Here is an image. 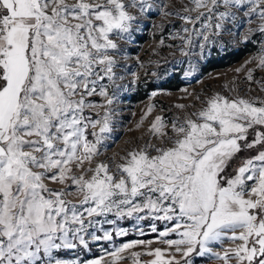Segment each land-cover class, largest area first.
Wrapping results in <instances>:
<instances>
[{
  "label": "snow or ice",
  "instance_id": "1",
  "mask_svg": "<svg viewBox=\"0 0 264 264\" xmlns=\"http://www.w3.org/2000/svg\"><path fill=\"white\" fill-rule=\"evenodd\" d=\"M192 3L185 11L205 9L209 20L242 11L250 25L260 22L249 31L264 33V0ZM135 7L146 11L152 5L0 0V264H70L56 253L77 242L87 247L81 234L85 214L124 215L125 207L129 216L144 209L162 213L157 219L173 227L160 235L180 236L167 241L169 249L147 252L153 259L145 264H193L194 255L211 253L209 245L225 237L240 243L213 253L224 264H264V97L217 93L199 110L173 120L170 129L157 116L150 132L161 143H145L119 163L84 167L100 155L112 131L109 109L94 118L86 114L95 107L87 98L99 94L113 104L103 83L116 77L112 53L119 48L113 37L130 31L136 17L128 9ZM206 13L198 11L195 19ZM256 59L264 68V50ZM250 130L255 137L249 142ZM257 145L262 149L255 156L243 160L234 175L225 174L235 154ZM46 181H71L81 199L67 200L64 189ZM133 246L124 244L110 255L122 259L118 253Z\"/></svg>",
  "mask_w": 264,
  "mask_h": 264
},
{
  "label": "rangeland",
  "instance_id": "2",
  "mask_svg": "<svg viewBox=\"0 0 264 264\" xmlns=\"http://www.w3.org/2000/svg\"><path fill=\"white\" fill-rule=\"evenodd\" d=\"M200 12L203 11L200 10ZM197 14L198 11H191L190 17L192 19L191 21L188 20L193 29L199 27L207 18L206 13L205 16H201L197 20L195 19ZM152 42L148 41L138 47L136 60L139 61V64L135 62L133 57L125 58L121 68L119 66L114 68L116 72L114 81L105 80L103 82L107 85L108 96L113 98L112 105H107V98L99 94L87 98L95 107L86 109V114L100 118L103 117L105 109H109L112 131L107 134V138L100 149V155L94 157L91 165L85 162V168L95 167L101 161L110 164L113 161L119 163L121 157L125 156L126 153L143 147L145 143H161L150 132V126L157 116L162 117L170 129L173 120H182L191 112L199 110L208 97L221 90H230L236 78L257 67L258 60L256 58L259 57L256 49L259 38H254L253 41L249 42L254 45V49L231 65L205 73L202 71L201 65L194 70L190 68L191 63H185V69L179 67L169 74L162 69L156 71L151 69L150 46ZM158 43L159 41L156 42V45ZM138 56L139 58H137ZM134 65L135 68H133ZM116 68L119 70H115ZM124 69L127 72L123 71ZM222 77L228 78V82L223 84L221 88L218 81ZM150 86L153 87L146 91L145 98L136 102L130 100V96L136 91L140 89L143 91ZM181 105L183 107H180ZM254 137L255 133L253 139ZM242 160L241 158L239 161L242 162ZM74 171L76 174L80 173V169H74ZM46 183L48 187L54 190L64 189L67 193L65 198L73 203H78L81 199L75 186L69 187L71 181L64 184L51 181H46ZM124 213V215H118L114 210L93 217H88L85 214L86 229L81 234L85 237L87 247L77 242L76 248L60 249L56 253L57 258L69 261L70 264H88L89 261L95 259H100L102 264H145V262L153 259L152 256L146 254L147 252L156 248L169 249L168 240L180 239L178 233L169 232L167 236L160 235L173 227L172 221L157 219V216L162 215V213L144 209L129 216L126 214L127 207L124 208ZM153 228L156 231H153ZM228 235L230 236L231 233ZM95 237H99V239ZM233 242L225 237L221 241L213 242L209 247L229 246ZM124 244H133L134 246L118 253L119 256L123 257L122 259L114 260L110 254L118 248H122ZM171 250L174 251V246ZM219 252L220 254L224 253V251ZM81 253H85L87 256L85 254L80 255ZM132 253H140L141 255L134 257ZM88 255L91 256L88 257ZM211 257L213 256L209 253L202 256L194 255L192 257L193 264H210ZM176 258L177 260L181 258L179 253H176Z\"/></svg>",
  "mask_w": 264,
  "mask_h": 264
},
{
  "label": "built area",
  "instance_id": "3",
  "mask_svg": "<svg viewBox=\"0 0 264 264\" xmlns=\"http://www.w3.org/2000/svg\"><path fill=\"white\" fill-rule=\"evenodd\" d=\"M147 3L152 7L146 11H141L139 7L129 8L128 11L136 17L130 31L113 37L119 48L117 52L112 53L116 59V67L121 68L125 58L133 57L136 60L138 47L148 41H153L150 46L151 69H162L169 74L176 68H184L185 63H191L190 68L196 70L200 65L205 66L213 54L221 55L225 50L236 51L254 38H259L257 54L260 55L264 50V33L249 31L250 27L259 25V20L254 19V24L250 25L242 11H237L235 18L224 21H219L218 17L212 20L206 18L199 27L193 29L190 26L192 24L183 18L191 14L185 11L186 8L195 7L192 0H147ZM200 10L206 13L205 9L196 11ZM219 11H224L222 5ZM217 22L223 24L221 29L214 27ZM204 37H207V40ZM157 41L159 43L156 45ZM135 62L139 64L138 60ZM123 71L127 72L125 69ZM250 71L251 80L247 78ZM250 71L236 78L230 90H221L218 93L230 98L264 97V68L254 67ZM227 82L228 78L222 77L218 84L222 88Z\"/></svg>",
  "mask_w": 264,
  "mask_h": 264
},
{
  "label": "trees",
  "instance_id": "4",
  "mask_svg": "<svg viewBox=\"0 0 264 264\" xmlns=\"http://www.w3.org/2000/svg\"><path fill=\"white\" fill-rule=\"evenodd\" d=\"M254 49V45L248 43L245 44L242 48L234 51V50H225L221 55L214 54L209 59L208 63L203 66L202 71L208 72L214 69L222 68L228 65H231L241 59L246 53L252 51ZM167 86V84H166ZM165 86V87H166ZM151 87L145 90H138L132 96H130L131 101H139L146 97V91L149 90ZM254 132L252 130L249 131L248 140L251 141L253 139ZM262 149L261 145H257L255 148L252 149H243L239 153L235 154V156L228 161L227 166L225 168V174L228 176H232L235 173V169L242 163L239 160L242 158L243 160L255 156L257 154V150ZM242 160V161H243ZM85 254L81 253L80 255ZM87 256V254H85ZM91 255H88L90 257Z\"/></svg>",
  "mask_w": 264,
  "mask_h": 264
},
{
  "label": "crops",
  "instance_id": "5",
  "mask_svg": "<svg viewBox=\"0 0 264 264\" xmlns=\"http://www.w3.org/2000/svg\"><path fill=\"white\" fill-rule=\"evenodd\" d=\"M240 243V241H235L233 242V244L227 246V245H223V246H220V247H212L211 248V253H209L211 256L212 259L211 262L209 261L210 264H224V261L217 258L215 255H213V253H220L219 251H225L226 249L230 248V247H235L236 244ZM229 264H234V261H230Z\"/></svg>",
  "mask_w": 264,
  "mask_h": 264
},
{
  "label": "bare ground",
  "instance_id": "6",
  "mask_svg": "<svg viewBox=\"0 0 264 264\" xmlns=\"http://www.w3.org/2000/svg\"><path fill=\"white\" fill-rule=\"evenodd\" d=\"M111 155V154H110Z\"/></svg>",
  "mask_w": 264,
  "mask_h": 264
}]
</instances>
